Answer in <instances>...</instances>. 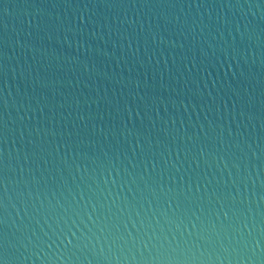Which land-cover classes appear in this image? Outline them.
<instances>
[{
    "label": "water",
    "instance_id": "water-1",
    "mask_svg": "<svg viewBox=\"0 0 264 264\" xmlns=\"http://www.w3.org/2000/svg\"><path fill=\"white\" fill-rule=\"evenodd\" d=\"M0 264H264V0H0Z\"/></svg>",
    "mask_w": 264,
    "mask_h": 264
}]
</instances>
